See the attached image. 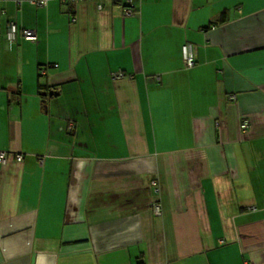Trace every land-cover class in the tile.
<instances>
[{"label": "crops", "instance_id": "1", "mask_svg": "<svg viewBox=\"0 0 264 264\" xmlns=\"http://www.w3.org/2000/svg\"><path fill=\"white\" fill-rule=\"evenodd\" d=\"M0 150V264H264V0H0Z\"/></svg>", "mask_w": 264, "mask_h": 264}, {"label": "built area", "instance_id": "2", "mask_svg": "<svg viewBox=\"0 0 264 264\" xmlns=\"http://www.w3.org/2000/svg\"><path fill=\"white\" fill-rule=\"evenodd\" d=\"M37 5H43L46 0H33ZM127 13H131V9H127ZM74 20V17H72ZM21 34L24 39L26 40H35L36 34L31 29H26L19 27L14 20H9L7 22L6 28V37L7 39L12 42L15 40L17 34ZM182 57L184 65L189 67L194 64V53H193V45L190 42H186L182 45ZM122 75V72H118L117 76ZM242 129H245L249 126V121L247 119L243 120L240 123ZM14 157L17 161H21L23 159V155L21 153H14ZM8 152L5 150H0V164H3L7 161ZM157 206V205H156Z\"/></svg>", "mask_w": 264, "mask_h": 264}, {"label": "water", "instance_id": "3", "mask_svg": "<svg viewBox=\"0 0 264 264\" xmlns=\"http://www.w3.org/2000/svg\"><path fill=\"white\" fill-rule=\"evenodd\" d=\"M57 92H55L54 90H48V91H43L40 94L42 95H52V94H56Z\"/></svg>", "mask_w": 264, "mask_h": 264}, {"label": "trees", "instance_id": "4", "mask_svg": "<svg viewBox=\"0 0 264 264\" xmlns=\"http://www.w3.org/2000/svg\"><path fill=\"white\" fill-rule=\"evenodd\" d=\"M42 67L41 66H39V70L41 69ZM42 74V72H40L39 71V75H41ZM40 87H42L41 85H40ZM22 154V153H21ZM23 155V154H22Z\"/></svg>", "mask_w": 264, "mask_h": 264}, {"label": "rangeland", "instance_id": "5", "mask_svg": "<svg viewBox=\"0 0 264 264\" xmlns=\"http://www.w3.org/2000/svg\"><path fill=\"white\" fill-rule=\"evenodd\" d=\"M8 152V151H7ZM8 155H9V153H8Z\"/></svg>", "mask_w": 264, "mask_h": 264}]
</instances>
